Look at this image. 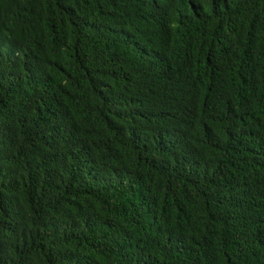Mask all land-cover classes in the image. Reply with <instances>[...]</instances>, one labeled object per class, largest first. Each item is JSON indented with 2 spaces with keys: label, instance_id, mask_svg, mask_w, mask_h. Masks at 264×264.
I'll return each mask as SVG.
<instances>
[{
  "label": "trees",
  "instance_id": "trees-1",
  "mask_svg": "<svg viewBox=\"0 0 264 264\" xmlns=\"http://www.w3.org/2000/svg\"><path fill=\"white\" fill-rule=\"evenodd\" d=\"M0 264H264V0H0Z\"/></svg>",
  "mask_w": 264,
  "mask_h": 264
}]
</instances>
